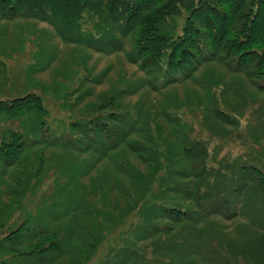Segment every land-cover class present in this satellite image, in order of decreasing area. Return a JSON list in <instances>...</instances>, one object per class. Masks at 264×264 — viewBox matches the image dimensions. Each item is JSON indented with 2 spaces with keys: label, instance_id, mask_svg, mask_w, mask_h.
Segmentation results:
<instances>
[{
  "label": "rangeland",
  "instance_id": "obj_1",
  "mask_svg": "<svg viewBox=\"0 0 264 264\" xmlns=\"http://www.w3.org/2000/svg\"><path fill=\"white\" fill-rule=\"evenodd\" d=\"M41 1L0 17V99L38 97L0 112V141H25L17 163L0 158V264H264V0L222 3L228 59L162 53L151 73L138 36L175 39L198 0L147 1L131 27L111 0L78 16ZM217 1L202 0L212 27ZM202 32L201 51L221 39Z\"/></svg>",
  "mask_w": 264,
  "mask_h": 264
},
{
  "label": "trees",
  "instance_id": "obj_2",
  "mask_svg": "<svg viewBox=\"0 0 264 264\" xmlns=\"http://www.w3.org/2000/svg\"><path fill=\"white\" fill-rule=\"evenodd\" d=\"M22 0H0V17H9L14 16L19 13V5ZM56 2L57 6V13L64 16L65 13L68 12L67 16H78V14H82L84 8H85V2L84 0H75L74 4L67 5V2L70 0H54ZM154 2L155 0H143V6L140 7V3L138 0H130L127 2L126 0H111L110 2H106L108 10L111 14L115 15L118 14V11L127 10V16L125 19V25L127 27H131L133 25L134 21L135 24L137 22L140 23V12L141 9L149 7L150 4H146V2ZM184 1V2H183ZM230 1V0H229ZM48 1H41L40 4L43 5L44 3H47ZM170 2L175 5L174 9H184L186 7V0H170ZM135 3L136 9L129 10L128 7ZM222 3L225 4L224 0L217 1L216 6H213L216 10V19L218 20V23L215 25V27L209 26L203 21V18L201 17V12L204 9L202 0H198V2L193 5V8L190 9L189 13L192 10H195L194 13L191 15L186 14V21L184 24V27L182 29V33L177 36L175 39H169L166 37H163L161 35H158L155 30H151L146 35L142 34V37H140L141 41H139V36L137 41L139 42L137 45L139 47V50L141 52V55L143 56V62L142 66L146 69L147 73L154 72L155 65L157 62H160V59L162 60L161 54L164 53L166 56V63L173 65L174 61L176 60L179 53L180 55V61L179 65L183 67V64H186V66H196L195 64H192L191 61L196 59L198 56L204 61H210V60H225V51L226 47L223 45V42L227 39V35L231 33L233 28V18L229 10L225 11L221 5ZM160 5H163V2H160ZM169 7H166L164 10L167 11ZM36 8V7H35ZM32 9V8H31ZM118 9V10H117ZM117 10V12H116ZM41 11V10H37ZM156 12L152 11L150 14V17H145V20L143 22L148 21L146 23L150 24L152 27L158 23L164 16L163 13L154 16ZM193 16V17H192ZM64 18V17H63ZM196 21L199 23V27L196 29ZM264 22H261L263 24ZM134 24V25H135ZM149 27V26H148ZM154 28V27H153ZM211 28L218 32L221 35V39L217 41L215 44H212L211 42L205 41V50L201 51L200 48L202 46V31H211ZM197 32V34H195ZM202 34V35H201ZM151 39V41L149 40ZM201 39V41H200ZM165 40V41H164ZM152 48L150 49V45ZM185 45V48H184ZM199 48V49H198ZM147 50H150V53L148 56H145V52ZM186 50V54H183ZM200 51L201 54L197 53ZM196 54V55H195ZM233 55V53H232ZM193 57V58H191ZM228 59V56H226ZM198 58V59H199ZM236 60V67L240 68H247L252 62H248L247 64H243L241 57H235L233 58ZM146 61H151L152 65H147ZM191 63V65H190ZM148 67H147V66ZM152 70V71H151ZM35 94L32 93H26L22 97H17L12 100H3L0 99V112H4L8 117H12L15 112L22 110V108L32 104L33 102L38 101V97L34 96ZM6 101H9L7 103ZM29 108H35L40 109V106L36 104V107H29ZM113 134V133H111ZM14 135V133H13ZM16 136V135H14ZM114 136V134L112 135ZM19 141L10 138H3L0 141V158L6 162L7 165H10L12 163H17L15 161L18 160L19 155L21 154V151L25 145V141L23 138H21L20 135L16 136ZM40 139L43 140V142H49L45 139V137H40ZM50 143V142H49ZM229 209V207H227ZM56 239H50L46 243L40 244L37 247H34L35 251L38 252L41 249H47V250H58V247L56 245Z\"/></svg>",
  "mask_w": 264,
  "mask_h": 264
}]
</instances>
